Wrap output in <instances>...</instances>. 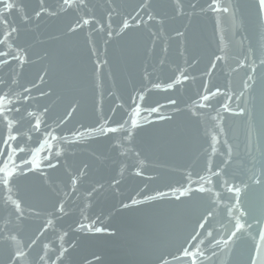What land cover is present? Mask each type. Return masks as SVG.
<instances>
[{"label":"water","instance_id":"1","mask_svg":"<svg viewBox=\"0 0 264 264\" xmlns=\"http://www.w3.org/2000/svg\"><path fill=\"white\" fill-rule=\"evenodd\" d=\"M11 2L15 5L14 9L10 13L5 11L2 14L8 23L5 24L3 19H0V37L5 36L10 26L20 29L19 34L13 35L17 39L22 36L31 45L32 62L31 64L26 62L21 68L11 57H4L3 59L8 60L9 63L0 64V81L3 82L0 83V88H4L7 84L15 93L20 94V99L17 100L14 95L12 99L23 115L22 120L20 115H17V126L24 124L25 132L30 127L27 123L29 119L33 124L35 123V116L30 118L29 112L43 113L45 106L53 108L52 111L44 113L40 131L29 133L33 139L28 143L32 147L39 146L35 142L43 140L45 132H52L57 138L71 137V130L83 131L82 124L90 125L93 119H98L104 114L121 122L123 119H129L131 109L128 105L132 104V100L129 99L128 94L137 96V92L133 89L139 91L142 86H146L144 100L140 101L137 97L141 107V113L137 119L145 129L138 136L137 147L148 156L142 165L139 160L143 157L137 160L128 157L121 144L116 140L109 141L108 137L100 134L99 126L91 135H85L82 139L79 136L73 138L74 142L62 141L59 145L55 141L52 142V156H55L56 151L60 152V155L53 160V163L58 162L56 171L47 167L48 159L51 158L48 150L38 153L40 168L35 172L36 177L29 178L30 181L36 182L39 186L42 180L44 189L53 187L58 189L59 201L65 205V213L57 212L56 216L51 217L55 228L48 227L38 243L42 241L49 244V252L53 254V259L58 254L57 249L60 243H63L65 248L72 250L68 264H157L156 256L159 251L170 250L175 254V245L186 235V230L191 231L192 225L196 223L194 215L188 212L172 213L171 210L176 208L179 202L173 203L174 197L170 192L165 199L152 200L127 209L122 207V203L131 204L129 198L142 201L141 191L149 196L154 195L153 189L168 191L163 183L155 179L158 174L167 176L174 187H180V184L188 187L189 173L192 174L193 181H197L200 175L206 174L207 157L202 154L201 145L210 153L211 136L216 134L218 129H214L205 143L203 139L205 117H199L200 122L197 125V117L192 116V113L211 112L215 115L213 109L220 108V105L225 103H229L233 110L238 111L236 106L240 102L236 100L235 92L231 90L238 88L242 78L246 79V77L234 61L242 60L244 58L242 53L250 47H258V42L264 35V13L258 10L256 0H220L225 6L230 4L235 6V21L231 13L202 14L197 7L196 15L193 16L189 9V19L183 20L182 23L189 29V39H195L205 53L202 61H190L188 54L177 58L174 41L180 39L181 49L184 42L176 36L175 32L169 33L166 28L179 27L181 21L169 19L167 24L161 27L163 18L157 17L155 21L148 22L149 25L155 24V27H151L152 33L159 31V36H152L147 43V47L151 49L148 55L138 56L130 52L119 64L112 61L107 65L103 61L112 60L113 42L107 37L106 32L93 31L91 25H88L77 37L70 39L63 34L64 21L61 18L65 13L59 10L63 0H43L42 6L45 9L41 12L43 19L35 16V12L40 11L41 0H11ZM120 2L135 3L136 0H120ZM153 2L164 6L169 0H149V3ZM207 2L208 0H181V6L192 4L206 7ZM85 3L90 8L94 6L96 10H102L108 0H85ZM2 7L3 5H0V8ZM67 11L71 12L75 9L67 8ZM51 13L55 15H50ZM28 17H31L32 23H29ZM239 19L242 20V25ZM106 25L107 17L104 26ZM99 27L97 26V29ZM113 28L115 29V25ZM180 30L185 29L180 28ZM89 33H91L92 43L86 45L84 38ZM105 40L108 43H105ZM169 45L172 48L171 55L166 51ZM93 47L96 48L95 54L91 50ZM14 48V43L13 49H9L6 44H0V50L3 51H14ZM220 48L224 51H219ZM46 52L50 54L51 62L55 65L50 75L47 74L50 60L45 58ZM212 53L224 57L220 61H215L217 64L215 69L211 67L208 59ZM98 58L101 64L99 68H96ZM254 58L250 55L245 67ZM212 59L215 60V57L213 56ZM177 64L183 69L184 76H188L189 79H183L180 72L176 71ZM258 66L257 61L256 67ZM94 69L95 76H93ZM25 73H27L26 77ZM42 75L45 76L44 82L40 80ZM177 78L179 82L171 89L165 90L167 84ZM13 80L15 83H12ZM28 80H34L36 87L29 84ZM66 81L73 86V94L80 99L81 111L74 114V118H69L66 126L65 124L57 126L54 123L57 111H62L65 103L60 99L58 85ZM93 81H95V89ZM153 84H159L160 88H153ZM205 84L210 90H214V86H219L221 93L210 97L207 102L208 107L200 108L194 101H198L199 96L204 94ZM48 85L57 89L56 95H53L52 88ZM25 88L29 89V99H24L25 96H29V93L24 91ZM38 89L43 90L46 95H41ZM7 90L5 88V91ZM224 92L232 96L231 101L223 95ZM121 96L123 100L118 99ZM167 97L175 100L176 104L170 105ZM93 99L96 101L94 118L90 116L93 111ZM124 100L128 101V105L124 108L118 107ZM157 100L161 105L159 113L149 114L144 111L147 107H155L153 101ZM25 105H28L27 111L24 110ZM113 109L116 111L114 112ZM221 115L224 117L221 126H225V132L217 134L218 151L212 156L213 165L219 164L225 158L221 153L226 151L227 146L224 145V141L228 140L229 143L240 146L241 159L236 164L250 166L244 152L247 130L241 119L222 109ZM161 116L173 119H160ZM103 123L104 121L101 120V124ZM108 125L112 126L111 120L108 121ZM255 126L260 142L264 144V121L261 120L259 106H257ZM256 140L257 135L253 133L251 141L255 143ZM127 146L125 143V147ZM26 151H28L27 148ZM19 155L23 153L17 154ZM135 155L134 152L133 156ZM30 158L29 152L25 159ZM16 162L19 163L18 158ZM133 164H135L134 167H132ZM202 168L204 171H201ZM138 169L141 175L136 174ZM215 170L213 167V171ZM74 176H78L76 191L72 189ZM113 177L120 181L118 185L113 182ZM176 181L180 184L175 183ZM212 181L211 185L205 184V187L213 188V200L218 199L220 202L216 205L215 220L209 217L210 223L206 224L205 228L197 227L196 229L197 232L202 233L199 240L204 241L199 246L204 250L205 257H211L214 264H229L230 261L231 264H247L250 253V240L247 235L236 240L233 253L221 245L214 249L216 255L212 256L215 240H220L221 236L227 239L225 226L230 219L227 215V206L236 203L234 192H228L223 182H217L216 177H212ZM232 184L240 185L242 196L243 185L240 184V180L236 179L232 181ZM191 186L196 188L198 185L193 183ZM93 187L96 188V192L89 196ZM216 193H219V196ZM11 199H19V195L13 192ZM33 202L39 204L40 208L44 207L42 198L37 194L33 195ZM21 208L24 212L21 220L27 221V227L40 226L43 231L50 217L37 215L40 208H27L23 202H21ZM9 209L15 212L14 205L11 203L5 205L0 200V228L9 226L5 221H15L14 216L9 217ZM256 210H259L258 203ZM233 213L239 215L237 209H233ZM85 217L88 219H84ZM79 222L86 226L110 228L114 234L109 235L103 232L95 234L89 232L87 227L84 231H80L75 227ZM208 231L213 232L215 240L207 235ZM12 234L16 235L15 232ZM61 236L64 237L63 241L60 240ZM199 240L191 241V243L199 244ZM41 254L43 255V252ZM56 264L59 262L57 261ZM204 264H208L207 259L204 260Z\"/></svg>","mask_w":264,"mask_h":264},{"label":"snow or ice","instance_id":"2","mask_svg":"<svg viewBox=\"0 0 264 264\" xmlns=\"http://www.w3.org/2000/svg\"><path fill=\"white\" fill-rule=\"evenodd\" d=\"M0 19H3L5 24L8 23L7 19L3 17L5 11L11 12L15 5L11 0H0ZM43 0H41L40 11L35 12V16L41 18V12L45 11L43 8ZM256 5L261 13H264V0H256ZM199 8L200 13L207 14L208 12L213 13H231L233 15L234 21L235 16V6L230 4L225 6L220 2V0H208L207 6L204 5H192L183 4L181 6V0H169L167 5L161 6L155 2L149 3V0H136L135 3H121L120 0H108L102 10H96L95 7H89L85 0H63V3L59 6V10L64 12L65 15L61 19L64 21V35L68 38H73L79 36L84 32L85 26L91 25L93 31L106 32L107 37L113 42V57L112 60H104L105 65L111 64L115 61L117 64L126 57L130 52L138 56L148 55L151 49L147 47V43L151 40L152 36H159V31L152 33L151 27H155V24L149 25V21H155L157 17H162L163 22L161 27H164L168 20L173 21L179 19L181 21L179 27L166 28L169 33L175 32L178 38L183 40V48L181 49L180 39L174 41L176 45L177 58L183 57L184 54H188L190 61H202L205 53L195 41V39H189V29L186 28L182 21L189 19L191 14L196 15V8ZM67 8L75 9V11H67ZM82 13V14H78ZM50 15H55L51 13ZM107 17V25L105 24V18ZM29 23H32L31 17L27 18ZM38 23V21H37ZM239 23L242 25V20L239 19ZM115 25V29L113 28ZM97 26H100L97 29ZM180 28H184L181 31ZM21 32L15 26H10V30L6 31L4 37H0V44H6L9 49H13V43L15 44L14 51H3L0 50V64L9 63L8 60L3 59L4 57H11L15 60L21 68L24 67L25 63L31 64L30 48L31 45L26 39L20 36L17 39L13 34H19ZM6 37V38H5ZM58 38V37H57ZM171 35H169V40H171ZM85 44L92 43L91 33L85 36ZM105 43H108L105 40ZM93 54L96 53V48L92 49ZM169 55H171V45L166 49ZM219 51L223 52L222 48ZM155 55L154 53H152ZM243 59H237L234 63L240 71H243L246 79L241 80L240 86L231 91L235 92V98L240 103L237 104L238 111L231 108L229 103L220 105V108L213 109L215 115L209 113H196L193 112L192 116L197 117L196 124L199 125V117L204 116V131L203 139L207 143V137L213 133L214 129H218L216 134H212L211 143L209 148L211 152L209 153L207 148H203L201 145L202 154L207 157V171L205 175H200L197 181H193L191 178V173L188 176V187L180 184L179 181L175 183L180 184V187H174L171 182H169L168 177L164 175H159L155 178L163 183V186L168 189V191H160L159 189H153L154 195L149 196L147 193L141 191L140 195H143V200H137L135 198H129L131 204L122 203L124 209L130 208L138 204L147 203L156 199H165L168 197L169 192L174 197L173 203L179 202L176 208L172 209V213H182L188 212L195 216L196 223L192 225L191 231L186 230V235L183 239L175 245V254L170 250H161L156 256L157 264H204V260H208V264H214L211 257H205L204 250L200 248L199 245L204 243L203 240H199L202 233L197 232V227L203 229L206 224H209V217L215 220L217 211L216 205L219 204V200H213L212 193L213 188L205 187V184L211 185L213 183L212 177H216L217 182L222 181L225 189L228 192L235 193L236 203L231 206H227V215L230 217L225 226V232L227 233V239L221 236L220 240H215V236L212 231H208L207 235L212 236L215 240L213 246L212 256L216 255L215 248L223 245L233 253V245H235L236 240L247 237L250 240V253L248 255L247 264H264V144L260 142L259 135L257 134L255 121L257 106L260 109L261 120L264 121V35H262L261 40L258 42V47H250L247 51L242 53ZM255 57L250 63L245 67L246 62L249 60V56ZM215 57V60L212 57ZM45 58L50 60L48 75H50L52 69L55 65L51 62L52 58L49 53H45ZM224 57L212 53L208 57L211 67L215 69L217 64L215 61H220ZM257 61L259 66L256 67ZM188 63V61H185ZM101 60L98 58L96 61V68H99ZM198 67V65H197ZM176 71L180 72L183 79H189L188 76H184L183 69L177 64ZM236 71V69H233ZM147 75V74H146ZM27 73H25V77ZM93 76H95V69L93 71ZM41 82L45 81V76H40ZM29 84L36 87L34 80H28ZM179 82L177 80L172 81V83L167 84L166 89H171L174 84ZM0 83H3L0 81ZM12 83H15L13 80ZM52 88V85H48ZM23 87V85H21ZM60 88V99L65 101L63 104V110L57 111L54 123L59 126L60 124H65L69 118H74V114L81 111V101L73 94L72 85L67 81L58 85ZM95 81H93V88L95 89ZM146 86H142L141 90L133 91L137 92V96H132L131 93L128 94L129 99L132 100V104L128 105V101L124 100L123 104L118 107L124 108L128 105L131 109L129 114V119L116 120L112 117H108L106 114L100 116L98 119H93V123L90 125H81L83 131L79 129L71 130V137H59L57 138L52 132H45V138L43 140L37 141L38 147H32L28 142L32 141V136L29 133L39 132L41 124L43 122L42 117L44 113L50 112L53 108L48 106L44 107L43 113H28L31 118L35 116V123L31 122V119L27 121L30 125L27 132H25L24 124H19L17 126L16 119L17 115H20V119H23V115L18 107H16L15 101L12 99L13 95L16 99H20V94L15 93L14 90L9 88L5 84L4 88H0V200H2L5 205L11 203L15 207V212L9 209V217H15V221H5L9 226L6 228H0V264H68L71 260L70 253L72 250L65 248L63 243H60L57 249L58 254L55 255L53 259V254L49 252V244H43L41 248L40 241L41 235L44 231H47L48 227L55 228L53 219L51 217L56 216V213H65V205L62 201H59L60 192L55 187L51 189L43 188V181L40 180V185L38 186L36 182L30 181V177H36L35 172L40 168V159H38V153L43 152L45 149L48 150L49 156L47 167L53 171L57 170V163H53L55 157L60 155L59 151H56L55 156H52V142L55 141L57 145L62 141L74 142L73 138L79 136L81 139L85 135H91L98 130L102 136L108 137L109 141L116 140L122 147H124L125 152H127L128 157L133 160H137L139 157L143 159L139 160L142 165L144 160L148 159L144 151L137 147L138 136L140 133L144 132V127L138 123L137 117L141 113L140 104L137 102V97L140 101L144 100V90ZM5 88L8 90L5 91ZM153 88L159 89V84H153ZM24 91L29 93V89L25 88ZM41 95H46L43 90L38 89ZM53 95L57 94V89L52 88ZM221 93L219 86H214V90H210L207 84L204 85V94L199 96L198 101H194L200 108L208 107L207 102L210 97H215ZM223 95L228 101L232 100V96L228 92H224ZM29 96H25L24 99H29ZM243 97V99H241ZM118 99L123 100V96L118 97ZM170 105H175L176 101L171 99V97L166 98ZM156 105L155 107H147L144 109L145 112L159 113L160 103L159 101H153ZM56 107V106H53ZM28 105L24 106V110L27 111ZM221 109L224 112H231L233 116L239 117L247 130L246 142L244 144L245 157L250 162L244 164L243 166H238L236 162L241 159L239 156L240 146L238 144L229 143L228 140L224 141V145L227 146L226 151L222 152L221 155L225 158L220 161L219 164L213 165L212 156L217 154V134H223L225 132V126H221V121L224 117L221 115ZM115 112L116 109H113ZM179 112V109H177ZM91 117L96 116V101L93 99V111L90 114ZM160 119L171 120L172 117H163ZM101 120L104 121L101 124ZM111 120V125H108V121ZM111 133L113 135L109 136ZM120 133V135H117ZM257 135V140L255 143L251 141L252 134ZM127 143V147H125ZM26 148L28 151H26ZM137 149H139L137 151ZM31 154L30 159H25L26 156ZM136 153L133 156V153ZM23 153V155L17 156V154ZM17 158L19 163H17ZM135 164L132 165L134 167ZM87 167V165H85ZM215 167V171H213ZM201 171H204L202 168ZM32 173V175H29ZM83 175V173H80ZM137 175L142 173L137 170ZM227 177V179H225ZM78 176L72 177V189L76 191V180ZM239 179L240 184L243 185V195L241 196L240 185L232 184V181ZM27 182V183H25ZM113 182L117 185L120 181L113 177ZM196 183L198 186L193 188L191 185ZM15 192L19 195V199L12 200L11 196ZM23 192V195H22ZM96 192V188L93 187L89 192V196ZM202 193L206 195H201ZM6 194V195H5ZM37 194L42 198V203L44 207L40 208V205L33 202V195ZM219 196V193H216ZM184 198V199H181ZM21 202L27 208H40L36 213L37 215H45L50 217L47 219L43 231L40 226L35 228L27 227V221L21 220L24 216L23 209L21 208ZM195 202V203H193ZM259 205V210H256V205ZM233 209L239 211V215L233 213ZM19 213V215H17ZM84 219H88L85 217ZM203 221V222H201ZM75 227L84 231L87 227L89 232L95 234L107 233L113 235L110 228L104 226L96 227L94 225H85L79 222ZM15 232L16 235L12 233ZM66 235V234H65ZM19 237V239L17 238ZM64 237L61 236L60 240L63 241ZM199 240V244H193L191 241ZM231 242V243H230ZM169 248V247H168ZM43 252V255L41 254ZM167 257H171L169 260ZM231 264V261L229 262Z\"/></svg>","mask_w":264,"mask_h":264}]
</instances>
